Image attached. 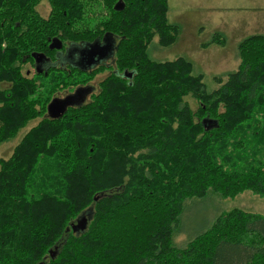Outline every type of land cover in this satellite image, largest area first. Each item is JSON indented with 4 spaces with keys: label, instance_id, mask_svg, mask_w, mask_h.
<instances>
[{
    "label": "trees",
    "instance_id": "16d2710c",
    "mask_svg": "<svg viewBox=\"0 0 264 264\" xmlns=\"http://www.w3.org/2000/svg\"><path fill=\"white\" fill-rule=\"evenodd\" d=\"M42 1L0 0V145L28 124L0 155V264H264V214L240 207L174 243L187 198L264 192V33L208 90L184 55L149 52L176 39L169 0Z\"/></svg>",
    "mask_w": 264,
    "mask_h": 264
},
{
    "label": "rangeland",
    "instance_id": "374dc122",
    "mask_svg": "<svg viewBox=\"0 0 264 264\" xmlns=\"http://www.w3.org/2000/svg\"><path fill=\"white\" fill-rule=\"evenodd\" d=\"M187 2L186 4L190 6L187 11L182 1L171 2L176 16L182 17L181 20L171 19L179 26L174 42L160 45L154 38L148 46L149 52L155 59H170L184 55L192 61L194 72L202 74L206 88L210 90L218 85L217 75H223L237 67V46L240 40L252 33H264V0H187ZM39 8L43 14H47L49 11L47 1L43 0ZM180 31L190 34L188 45L184 44L183 39L178 40ZM215 34L223 36L224 42L218 44L217 40L214 41V51H211L209 47ZM209 52H214V55L218 53L224 59L217 62V59L210 55L212 59L203 60V56ZM28 68L31 73L33 67ZM105 73L106 70L98 73L91 81L96 84ZM92 89L93 86L87 92L80 90L83 99L89 97ZM190 100L194 105V101ZM35 121H30L29 124ZM27 125L12 139L0 145V155L7 156L11 152ZM232 207L264 214V192L258 193L246 188L233 196L221 197L217 191L209 190L203 197L187 198L175 227L174 243L184 244L190 237L206 228L217 213Z\"/></svg>",
    "mask_w": 264,
    "mask_h": 264
},
{
    "label": "water",
    "instance_id": "95a60500",
    "mask_svg": "<svg viewBox=\"0 0 264 264\" xmlns=\"http://www.w3.org/2000/svg\"><path fill=\"white\" fill-rule=\"evenodd\" d=\"M114 50L113 42L110 41H94L89 42L86 44H83L82 47L79 49V55L82 62H84L87 66H93L94 64L98 63L104 58H107L108 56L112 55V52ZM91 85H85L81 86L73 93V96L75 98L82 96L83 93L80 92L82 90L83 92H87L91 89ZM70 103L68 100V97L64 98H53L49 104H48V112L51 115H57L62 113L66 105ZM87 216L85 214H80L78 217H76L71 222V227L76 228L79 227L81 229H84L87 224ZM51 254L53 255V251L51 250Z\"/></svg>",
    "mask_w": 264,
    "mask_h": 264
},
{
    "label": "crops",
    "instance_id": "0c3cea01",
    "mask_svg": "<svg viewBox=\"0 0 264 264\" xmlns=\"http://www.w3.org/2000/svg\"><path fill=\"white\" fill-rule=\"evenodd\" d=\"M179 1H182L183 2V5H184V7H185V10L187 11V9L188 8H190V6H189V4H186V3H188L187 2V0H169V11H168V18L169 19H178V20H181L182 19V17L181 16H176V14H175V8L174 7H171V2H179ZM180 34L181 35H179L180 36V38L178 39V40H180V39H183V41H184V44L185 45H188L189 43H190V38H189V33H187V32H185V31H180ZM195 34V33H194ZM193 34V35H194ZM211 45H210V47H209V50H211V51H214V41H216V40H214L213 38L211 39ZM218 44H220V43H223L224 42V40L221 42V41H216ZM209 54V55H208ZM206 56H203V60H210V59H212L211 57H210V55L213 57V58H216L217 59V62H219V61H221V60H223L224 58H221L220 57V54H216V55H214V52H209ZM229 60V59H228ZM227 60V61H228ZM206 62V61H205ZM228 64V63H227Z\"/></svg>",
    "mask_w": 264,
    "mask_h": 264
},
{
    "label": "flooded vegetation",
    "instance_id": "af4514ba",
    "mask_svg": "<svg viewBox=\"0 0 264 264\" xmlns=\"http://www.w3.org/2000/svg\"><path fill=\"white\" fill-rule=\"evenodd\" d=\"M67 61H69V60H67V59L64 60V62H67Z\"/></svg>",
    "mask_w": 264,
    "mask_h": 264
}]
</instances>
